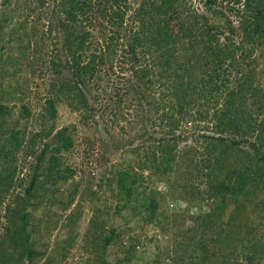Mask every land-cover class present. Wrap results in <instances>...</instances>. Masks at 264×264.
Instances as JSON below:
<instances>
[{
    "label": "trees",
    "instance_id": "16d2710c",
    "mask_svg": "<svg viewBox=\"0 0 264 264\" xmlns=\"http://www.w3.org/2000/svg\"><path fill=\"white\" fill-rule=\"evenodd\" d=\"M5 1L16 6V2L22 1L21 14L24 18L22 23L9 28L8 19L0 14V32L5 37L4 43L5 40L19 43L21 34L34 36L35 49L29 41L27 47L30 52L26 51V58L32 60L43 58L42 50L48 44L45 45L43 41V30L37 27L39 23L42 24L41 21L37 22L42 17L38 15L36 23L25 21L35 9H47L46 6L50 4V8L43 11L44 19L48 21L47 26L61 28L66 35L65 46L71 52L72 59V63L66 67L70 78H76L84 84L92 81L95 90L100 91V96L95 97L106 101L112 120L125 118L126 108H122V102L127 101V93L130 95L139 90L142 97V89L151 88V84L155 83L152 78H156L159 88H163L162 92L165 90L166 94H161L157 100L153 99L147 104L148 107H154L155 112H161L160 121L166 124L169 133H174L186 116L191 117L192 109H195L196 115L203 121L213 116V130L217 135H200L201 140L204 138L208 141L200 152L197 148L177 151V144L173 141L179 140V137L165 136L153 139L151 147L144 150L141 159L136 162L138 168L149 169L150 175L157 179H169L167 175L175 172V184L183 188L179 192L181 198L201 200L206 197L212 202L209 212L190 217L182 214L165 215L163 212L158 216L156 201L149 204L141 202L145 208L142 220L158 219L166 227L171 224L166 225L168 223L165 222L172 221L174 236L152 264H163V261L169 262L164 264H244L240 262L241 259L248 264L255 257L251 250L264 254V214L261 213V210L264 211V200L257 202L254 206L256 208H252L257 215L251 227L242 225L246 234H256L252 235L254 238L249 242L238 241L245 250L234 246L226 237L228 234L224 229L227 224L238 223L237 216L254 203L256 195L264 193V168L260 166L264 159V152L261 150L264 145V101L257 104L255 95L261 91V87L254 83L257 81L255 76L260 71L255 67L258 59L254 56V46L264 44V0H244L243 15L239 16L237 26L238 34L240 33L237 44L234 43L236 29L232 19L220 9L211 7L214 0L207 1L211 18L192 10L184 13L185 7L180 5V0H143L135 15L138 30H127L128 34L120 28L115 30L111 27L113 24L122 26L124 13L119 9V2L125 0H2L0 4ZM227 7L229 12L238 13L234 7ZM216 18L222 20L218 22ZM171 22H175L176 26L170 27ZM88 27L92 30L98 28L94 37ZM172 30H177L176 34ZM93 39L98 49H93ZM18 51L19 54L13 53V56L23 59L22 43ZM3 54L0 52L1 56ZM6 54L5 59L9 61L12 55ZM49 56L46 55V58ZM53 58L55 57L50 56L47 68H52L60 75L65 71L64 65L59 66ZM115 65L119 73H116ZM120 71L131 72L134 80L128 78L130 85L121 87L115 83L122 78L119 76ZM73 86L77 89L75 84ZM71 87H60L59 90L67 92ZM130 89L134 90L129 91ZM121 90L126 92L121 93ZM11 92L25 93L17 90ZM75 93L81 105L90 113L94 112L93 107L88 105L87 93ZM165 97H172V102L167 104L170 100L166 101ZM262 98L261 95L257 97L260 100ZM163 100L168 110L171 109L170 112L163 111ZM114 106L117 109L112 111ZM8 113L9 108L0 101V126L4 120L3 114ZM38 115L40 120L55 118L54 100H46L43 113ZM9 130L8 142L4 143L7 148L2 151L0 146V158L2 154L8 158L5 159V162L8 161L6 173L0 174V197L12 186L14 170L11 171V162L21 144L20 131L15 127ZM228 131L240 136L241 140L228 139L223 135ZM253 135L255 140L251 145L255 147L259 143L254 148V156L239 147L246 141L245 137ZM50 145L54 146L46 157L47 147ZM71 145L67 127H61L41 149L28 185L22 193L15 194V203L9 205L4 235L0 238L1 264H32L37 253L32 247L31 232L27 228L31 222L30 200L39 196L36 189L38 183H56L65 178L59 154L62 150L70 149ZM141 148L133 149L137 157L141 155ZM43 161L47 164L42 168ZM130 170L131 167L126 165L110 166L109 176L117 181V195L120 198L122 194L126 197L133 193L137 173ZM106 181L103 179V182ZM91 184L90 181L88 187ZM201 186L204 188L201 189ZM41 194L45 196L44 191ZM244 196L246 202L241 201ZM225 213L227 218L223 220L221 217ZM122 235L121 229L111 226L108 234L92 237L94 264H130L132 259L129 257V250L134 249L131 243L127 255L117 256L114 261H108L104 255L105 247L109 244H114L116 251L121 250L123 246L119 237ZM244 238L249 239L247 236ZM167 255L172 258L164 259Z\"/></svg>",
    "mask_w": 264,
    "mask_h": 264
},
{
    "label": "rangeland",
    "instance_id": "374dc122",
    "mask_svg": "<svg viewBox=\"0 0 264 264\" xmlns=\"http://www.w3.org/2000/svg\"><path fill=\"white\" fill-rule=\"evenodd\" d=\"M142 1L125 0L119 2V9L124 13L122 26L117 27L113 24L111 27L115 30L120 28L126 34H128L127 30L130 31V29L137 31L138 22L135 20V15ZM207 1L180 0V5L185 7L184 13L192 10L197 14H205L211 18V10L208 9ZM21 2H16L18 6L7 1L0 4V14L8 19L9 28L22 23L24 17L21 14ZM243 2L244 0H214V3L211 4L212 8L220 9L222 13L232 19L236 29L235 44L239 42L240 38L237 26L240 21L239 16L243 15ZM227 6L234 7L238 13L229 12ZM46 8L49 9L50 4ZM47 9H35L25 21V23H33L34 21L36 23V17L38 15L42 17L41 20L37 21H41L42 24L39 23L37 27L43 30V41L45 45L48 44L47 48L42 50L43 58L40 57L37 60L26 58L30 52L27 47L29 41L35 49L34 36L27 37L26 34H21L19 43L17 41L8 42L7 40L4 43L5 37L0 32V52L4 53L2 56L0 55V101L10 110V113L3 114L4 120L0 126V146L2 151L7 148L4 143L8 142L11 127L20 131L19 143H21L11 162V171L14 170L12 186L0 197V238L4 235L9 205L15 203V194L17 192L22 193L28 185L33 174V166L41 149L52 140L56 130L67 127L72 145L70 149L62 150L59 154L61 163L64 165L62 174L65 178L56 183L47 181L38 183L36 189L39 196L37 199L32 198L33 200H30L31 222L28 223L27 228L31 232L32 247L37 253L32 264H94L95 253L92 252V237L108 234L111 226L122 230L123 235L119 237V241L123 247L118 251H116L114 244L105 247L104 255L108 261H114L117 256L127 255V249L131 243L134 245V249H128L130 251L129 257L132 259L130 264H152L154 258L161 253L164 246L174 236L172 221L167 220L165 223L168 224L166 225H171L166 227L158 222V219L155 221L142 220L145 215V208L141 202L145 201L149 204L156 201V213L158 214L163 212L165 215L182 214L189 217L209 212L212 202L206 197L201 200L199 198L194 200H186V197L181 198L179 192L183 188L176 186L175 172L167 175L169 179H157L150 175L149 169L138 168L136 162L141 159L143 151L151 147L153 139L156 140L165 136L179 137V140L173 141L177 144V151L197 148L200 152L201 147L208 142L204 138L201 140L200 135H217L213 130L214 118L212 116L211 119L203 121L196 115L195 109H192L191 117L186 116L175 128L174 133H169L166 124L160 121L161 112H155L154 107H148L147 104L148 101L157 100L161 94H166L165 90L162 92L163 88H159L156 78H152L155 83L151 84V88L142 89V97L138 93L139 90L130 93V95L127 93V101L122 102V108H126L125 118L112 120L109 113L110 109L107 110L106 107V101L103 98L95 97L100 96V91L95 90L96 87L92 81L84 84L77 81L76 78H70L66 67L72 63V59L71 52L67 45L65 46L66 35L61 28L53 29L51 26H47L48 21L44 19V12ZM216 19L218 22L222 20L221 18ZM174 26L176 23L171 22L170 27ZM88 29L93 36L98 28L92 30L91 27H88ZM176 31L172 30L173 34H176ZM226 33H228L227 30ZM92 41L93 49H98L94 39ZM21 43L25 52H23V59L20 56L15 58L13 53L19 54L18 48ZM254 48L256 49L254 56L258 59V64L255 67L257 66L256 70L260 69L259 75L255 76V80L258 82L255 81L254 83L261 87V91L255 95V98L257 104H260L264 101V44H256ZM6 53L12 55L9 61L5 59ZM46 55L55 57L56 59H53L56 64L64 65L65 71L59 75L52 68H47L50 56L46 58ZM115 68L116 73H119L116 65ZM131 75L129 71H120L119 76L122 78L115 83L121 87L130 85L127 80L128 78L131 81L134 80ZM73 84L76 85L77 89L74 88ZM69 86L72 87L67 92H63V90L60 92V87ZM14 90L25 93L11 92ZM131 90L134 89L129 91ZM77 91L87 93L88 105L93 107L94 112L90 113L81 105L79 97L75 93ZM125 92V90H121V93ZM259 95L263 97L262 100L257 99ZM165 99L166 101L170 100L167 104L172 102V97H165ZM46 100H54L56 107V116L49 121L42 118L40 120L38 115V113H43ZM162 104L164 105V112L171 111L166 107L164 100ZM133 105L136 106V110ZM116 109L114 106L112 111ZM50 126H52L51 130H49ZM41 134L43 135L40 136ZM223 135L228 139L241 140L240 136L229 131ZM247 137L244 138L246 141L242 142L239 147L254 156V148L259 146V143L254 147L251 145L255 140L254 135ZM53 146L47 147L46 157L49 156ZM136 147H142L141 152L139 151L141 153L139 157L133 150ZM261 150L264 152V145ZM176 154L178 155V152ZM5 159L8 158L2 154L0 158L2 163L0 164L1 175L6 173L8 161L5 162ZM46 164L47 162L43 161L42 168ZM111 165L116 167L126 165L131 167V172L137 173L131 196L125 197L122 194L120 198L119 194L117 195V181L114 177L109 176ZM263 165L264 159L260 166L264 168ZM103 179L107 181L103 182ZM90 181L92 184L91 187H88ZM198 183L199 181L196 182V184ZM202 188L204 186H201ZM43 191L45 196L41 194ZM262 193L255 196L253 206L252 204L248 205L247 209L238 216L235 214L238 217V223L227 224V228L224 227L228 234L226 237L238 248L243 246L238 241L249 242L254 238L252 235L256 236L254 232L246 234L242 225L246 224L251 227L255 215H257V212L254 213L252 208L257 205V202L261 203L264 200V193ZM241 201H247L245 196L241 198ZM261 213L264 214V211L261 210ZM226 218L225 213L221 219L226 220ZM246 236L249 239L246 240L244 238ZM241 250H245V247H241ZM251 251L255 257L247 263L264 264V254L260 255L258 250ZM169 258L172 257L170 255L164 257L166 260ZM166 262L163 261V264ZM240 262L245 264L242 259Z\"/></svg>",
    "mask_w": 264,
    "mask_h": 264
}]
</instances>
